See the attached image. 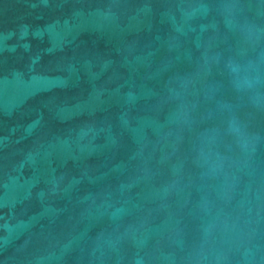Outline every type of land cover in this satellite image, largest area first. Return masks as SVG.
Segmentation results:
<instances>
[{"label": "water", "instance_id": "95a60500", "mask_svg": "<svg viewBox=\"0 0 264 264\" xmlns=\"http://www.w3.org/2000/svg\"><path fill=\"white\" fill-rule=\"evenodd\" d=\"M0 264H264V0H0Z\"/></svg>", "mask_w": 264, "mask_h": 264}]
</instances>
